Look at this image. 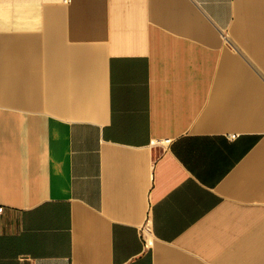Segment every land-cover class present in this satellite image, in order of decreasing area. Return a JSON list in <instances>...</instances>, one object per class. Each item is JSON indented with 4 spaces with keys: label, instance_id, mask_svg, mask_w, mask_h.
<instances>
[{
    "label": "crops",
    "instance_id": "1",
    "mask_svg": "<svg viewBox=\"0 0 264 264\" xmlns=\"http://www.w3.org/2000/svg\"><path fill=\"white\" fill-rule=\"evenodd\" d=\"M0 203V264H264V0H0Z\"/></svg>",
    "mask_w": 264,
    "mask_h": 264
},
{
    "label": "built area",
    "instance_id": "2",
    "mask_svg": "<svg viewBox=\"0 0 264 264\" xmlns=\"http://www.w3.org/2000/svg\"><path fill=\"white\" fill-rule=\"evenodd\" d=\"M66 3H70L71 0H64ZM238 135L237 134H231L230 138L235 139ZM159 143L163 144V145H167L171 143V139H164L159 141ZM4 212V205L2 203H0V215ZM148 224V222L146 223V225ZM149 243V241L145 240V244L147 245Z\"/></svg>",
    "mask_w": 264,
    "mask_h": 264
}]
</instances>
